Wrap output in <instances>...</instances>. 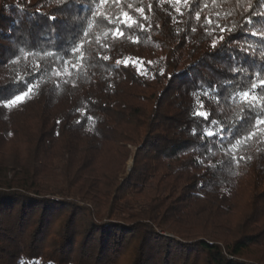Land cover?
<instances>
[{
	"label": "trees",
	"instance_id": "16d2710c",
	"mask_svg": "<svg viewBox=\"0 0 264 264\" xmlns=\"http://www.w3.org/2000/svg\"><path fill=\"white\" fill-rule=\"evenodd\" d=\"M0 264H264V0H0Z\"/></svg>",
	"mask_w": 264,
	"mask_h": 264
},
{
	"label": "snow or ice",
	"instance_id": "6c2138e0",
	"mask_svg": "<svg viewBox=\"0 0 264 264\" xmlns=\"http://www.w3.org/2000/svg\"><path fill=\"white\" fill-rule=\"evenodd\" d=\"M50 19H55V17L53 16V17H50ZM125 19L127 20V19H130V17H128V16H125ZM255 34V33H254ZM213 47H215V45H213ZM30 91V90H29ZM24 99V96L23 95H21V96H19V97H16V98H14V100L12 101V102H17V101H22ZM198 115H205L204 113H197ZM208 134H212V133H208Z\"/></svg>",
	"mask_w": 264,
	"mask_h": 264
},
{
	"label": "water",
	"instance_id": "95a60500",
	"mask_svg": "<svg viewBox=\"0 0 264 264\" xmlns=\"http://www.w3.org/2000/svg\"><path fill=\"white\" fill-rule=\"evenodd\" d=\"M132 166H133V162L131 163V165H130V167H129V170H131V169H132Z\"/></svg>",
	"mask_w": 264,
	"mask_h": 264
},
{
	"label": "rangeland",
	"instance_id": "374dc122",
	"mask_svg": "<svg viewBox=\"0 0 264 264\" xmlns=\"http://www.w3.org/2000/svg\"><path fill=\"white\" fill-rule=\"evenodd\" d=\"M131 163H132L131 161L128 163V169H129V167H130Z\"/></svg>",
	"mask_w": 264,
	"mask_h": 264
}]
</instances>
